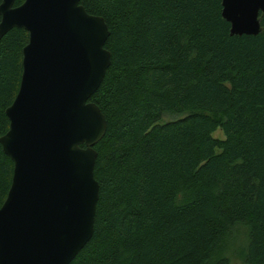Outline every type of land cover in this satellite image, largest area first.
Masks as SVG:
<instances>
[{"label": "trees", "instance_id": "obj_1", "mask_svg": "<svg viewBox=\"0 0 264 264\" xmlns=\"http://www.w3.org/2000/svg\"><path fill=\"white\" fill-rule=\"evenodd\" d=\"M81 4L105 19L112 63L90 99L108 124L95 232L71 264H264V16L240 37L222 0ZM28 42L0 41V137ZM13 172L0 144V208Z\"/></svg>", "mask_w": 264, "mask_h": 264}, {"label": "water", "instance_id": "obj_2", "mask_svg": "<svg viewBox=\"0 0 264 264\" xmlns=\"http://www.w3.org/2000/svg\"><path fill=\"white\" fill-rule=\"evenodd\" d=\"M1 0L0 41L29 33L18 94L0 137L14 163L0 208V264H71L95 232V146L108 124L90 102L112 63L105 19L82 0ZM264 0H222L231 36L262 32ZM233 264H242L235 262Z\"/></svg>", "mask_w": 264, "mask_h": 264}, {"label": "rangeland", "instance_id": "obj_3", "mask_svg": "<svg viewBox=\"0 0 264 264\" xmlns=\"http://www.w3.org/2000/svg\"><path fill=\"white\" fill-rule=\"evenodd\" d=\"M175 118L174 117H165V121H171V120H174ZM214 136L217 137V138H224V135L221 131H217L216 133H214Z\"/></svg>", "mask_w": 264, "mask_h": 264}]
</instances>
